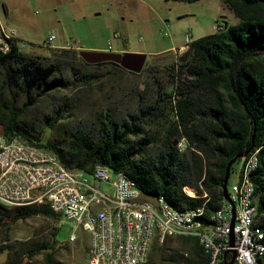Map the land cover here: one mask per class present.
<instances>
[{
    "label": "trees",
    "instance_id": "trees-1",
    "mask_svg": "<svg viewBox=\"0 0 264 264\" xmlns=\"http://www.w3.org/2000/svg\"><path fill=\"white\" fill-rule=\"evenodd\" d=\"M222 1L238 21L226 22L222 29L189 42L190 57L179 62V68L186 66L191 83L183 90L178 86L179 96L171 105L174 116L170 119L168 139L159 151L148 152L146 144L151 140L140 135L143 130L137 123L118 125L109 118L102 120L96 140L79 127L69 139L42 141L38 134L20 124L18 117L23 116L25 108L35 105L40 96L66 86L65 77L57 74L61 69L58 59L47 62L40 55L27 54L13 39L6 49L0 47L3 134H18L48 147L67 166L90 171L101 163L113 171L121 170L132 177L144 198L162 196L175 208L204 205L209 211L222 205L221 184L228 160L250 146V150L258 148V165L251 179L254 182L252 199L257 209L255 225H259V220L264 221V0ZM3 9L6 10L5 5ZM62 50L75 57L79 55L76 48L62 47ZM102 63L121 67L110 60L97 62ZM193 89L204 93L205 103L198 108L191 95ZM19 101L20 107L16 104ZM182 137L184 148L178 145ZM242 158L244 162V156L236 160ZM203 191L209 195L206 201ZM4 211L16 218L36 213L59 216L47 204L10 207L0 203V223L6 217ZM52 233L55 235L56 231ZM177 237L192 241V249L198 255L196 264H209V255L197 237ZM166 239L154 242L152 248L162 246ZM56 243L55 238L30 247L26 256L32 258L44 252L47 264H59L54 258ZM4 250L0 247V253ZM150 255L151 252L147 264ZM23 259V255L7 254L0 264H20Z\"/></svg>",
    "mask_w": 264,
    "mask_h": 264
},
{
    "label": "rangeland",
    "instance_id": "rangeland-1",
    "mask_svg": "<svg viewBox=\"0 0 264 264\" xmlns=\"http://www.w3.org/2000/svg\"><path fill=\"white\" fill-rule=\"evenodd\" d=\"M122 3L125 18L111 25L109 17L116 11L111 5L115 6L116 0H0V16L6 28L18 31L21 49L40 55L47 62L58 59L61 69L57 74L65 77L66 86L40 96L35 105L25 108L23 116L18 117L20 124L38 134L42 141L69 139L79 127L96 140L102 120L109 118L118 125L137 123L143 130L140 135L151 140L146 144L148 152L159 151L168 139L170 119L174 116L171 105L179 96L178 86L183 90L191 83L186 66L179 68L180 56L187 48L179 47L185 43L186 34L193 39L213 32L217 22L238 21L222 0H123ZM113 30H118L120 37L113 38ZM50 33L55 37L48 43ZM108 38H112V51L123 40L129 51L145 52L143 69L136 73L110 63H88L80 55L75 57L59 47L77 50L86 49L87 45L107 47ZM189 57L188 53L185 60ZM191 95L195 108L204 105L200 89H193ZM16 104L22 106L21 101ZM178 145L185 147L184 137ZM242 162L238 159L233 163L228 186L237 179ZM102 188L111 191L106 182ZM4 213L0 247L5 250L0 253V261L7 254H17L24 256L20 264H47L44 252L28 258L26 251L56 238L54 258L59 264H87L88 234L78 228L77 239L70 241L73 226L65 216L36 213L16 218L8 211ZM166 238L162 246L151 245L149 264H196L198 255L192 249V241L185 242L174 235Z\"/></svg>",
    "mask_w": 264,
    "mask_h": 264
},
{
    "label": "built area",
    "instance_id": "built-area-1",
    "mask_svg": "<svg viewBox=\"0 0 264 264\" xmlns=\"http://www.w3.org/2000/svg\"><path fill=\"white\" fill-rule=\"evenodd\" d=\"M217 22L214 30L223 28ZM120 34L114 31L112 37ZM55 37L50 33L48 43ZM19 40L14 28L0 23V47L6 49L9 40ZM186 34L182 48L189 45ZM107 49L113 50L112 38ZM181 48V49H182ZM258 148H254L249 165H241L237 179L229 186L225 209L216 213L207 211L206 220H193L191 210L179 214L175 207L156 196L144 198L139 188L132 184V177L122 171L97 163L90 171L63 164L48 147L15 134L0 133V203L15 206L19 202L47 204L51 210L70 220L73 230L69 240L77 239L81 228L88 234L87 264H147V235H154L158 242L171 234H193L205 253H212V262L222 264L225 249L235 250V264H264V221L252 225L256 214L253 202L254 182L251 173L258 165ZM90 177V178H89ZM106 182L111 191L102 188ZM237 184H244V191H237ZM205 201L209 199L203 191ZM197 209H204L199 205ZM107 218H114V225H107ZM235 236L234 245L229 235Z\"/></svg>",
    "mask_w": 264,
    "mask_h": 264
},
{
    "label": "water",
    "instance_id": "water-1",
    "mask_svg": "<svg viewBox=\"0 0 264 264\" xmlns=\"http://www.w3.org/2000/svg\"><path fill=\"white\" fill-rule=\"evenodd\" d=\"M190 52V47L184 50L183 54L180 56V61L185 60L186 56ZM79 55L83 58L84 61L88 63H97L101 61H114L118 63L121 67L130 70L132 72H140L145 64L147 54L145 52L140 51H104V50H91V49H81L79 50ZM255 130V127H254ZM253 130V131H254ZM0 133H3V127L0 126ZM252 141L254 139V134H252ZM250 146L246 151L237 153L234 155L230 160H228L225 170H224V177L221 184V191L223 197L227 198L230 203L232 204V218L231 223L234 221V214H235V207L234 202L228 196V178L231 170V165L238 157L245 156L251 149ZM235 236L234 233L231 232L229 235V244L232 246L234 245ZM222 264H234L235 259V250L233 247H229L224 250L222 255Z\"/></svg>",
    "mask_w": 264,
    "mask_h": 264
},
{
    "label": "bare ground",
    "instance_id": "bare-ground-1",
    "mask_svg": "<svg viewBox=\"0 0 264 264\" xmlns=\"http://www.w3.org/2000/svg\"><path fill=\"white\" fill-rule=\"evenodd\" d=\"M253 154H254V150H250L244 156L245 157V160H244L243 165H249L251 163ZM122 174L125 175V176H128V174H125L124 172H122ZM132 184L137 187L136 183L133 180H132ZM237 185H238L237 191H244V184H237ZM223 198L224 199H223V202H222L221 207L218 208L215 211H209V210L206 209L205 206H204V209H197V208H199V206H198V207H190V208H179V207H177V208H175V210L177 212H179V214H186V209H188V210H191V218L193 220H206V218H207V211L209 213H216V212H219V211H222V210L225 209V206H224L225 205V197H223ZM21 205H27V202H19L15 206H21ZM7 206H10V205H7ZM169 206L172 207L170 204H169ZM255 219H256V214H252V216H251V223H252V225H255ZM107 225H114V218H107ZM171 235H174V236H178V235L179 236H184L182 234H171ZM171 235H167V236H171ZM185 235L197 237L196 235H193V234H185ZM166 237H162V241ZM154 241H157V238L154 235H147V243H148L149 246H147V248H146V258H148V256H149L150 247H151V245L153 244ZM208 255H209V262H212V253H208Z\"/></svg>",
    "mask_w": 264,
    "mask_h": 264
},
{
    "label": "crops",
    "instance_id": "crops-1",
    "mask_svg": "<svg viewBox=\"0 0 264 264\" xmlns=\"http://www.w3.org/2000/svg\"><path fill=\"white\" fill-rule=\"evenodd\" d=\"M123 0H116V4H115V6L114 5H111V6H113L114 7V9L116 10L115 12H113L112 13V15L109 17V22H110V24L111 25H114V24H116L117 25V23H118V21H119V19H124L125 17L123 16V10L121 9V7H123ZM226 5V4H225ZM227 6V5H226ZM117 10H118V12H117ZM0 23L1 24H4L3 23V20H2V18H1V16H0ZM224 24H226V22L224 23ZM114 31H116V30H113V32ZM118 31V30H117ZM189 34V33H188ZM121 35V34H120ZM120 35L118 36V37H120ZM202 36V35H201ZM118 37H116V38H118ZM57 47L59 46V45H56ZM181 46H183V44H181L180 45V49L182 48ZM59 47H68V46H65V45H60ZM74 48H76L77 49V47H74ZM84 48H86V49H91V50H102V49H107L108 47H101V46H98V45H87V46H84ZM114 50H116V51H126V50H128V48L126 47V45H125V42H123V40H122V42H121V45H119L117 48H115ZM176 50V49H175ZM129 51V50H128Z\"/></svg>",
    "mask_w": 264,
    "mask_h": 264
},
{
    "label": "flooded vegetation",
    "instance_id": "flooded-vegetation-1",
    "mask_svg": "<svg viewBox=\"0 0 264 264\" xmlns=\"http://www.w3.org/2000/svg\"><path fill=\"white\" fill-rule=\"evenodd\" d=\"M242 161H243V159H242ZM235 264V263H234Z\"/></svg>",
    "mask_w": 264,
    "mask_h": 264
}]
</instances>
